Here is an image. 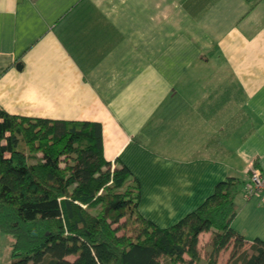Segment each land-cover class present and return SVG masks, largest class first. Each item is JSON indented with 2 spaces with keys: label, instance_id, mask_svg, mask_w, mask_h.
<instances>
[{
  "label": "crops",
  "instance_id": "1",
  "mask_svg": "<svg viewBox=\"0 0 264 264\" xmlns=\"http://www.w3.org/2000/svg\"><path fill=\"white\" fill-rule=\"evenodd\" d=\"M0 109L99 123L159 228L233 179L232 228L264 242V0H0Z\"/></svg>",
  "mask_w": 264,
  "mask_h": 264
},
{
  "label": "trees",
  "instance_id": "2",
  "mask_svg": "<svg viewBox=\"0 0 264 264\" xmlns=\"http://www.w3.org/2000/svg\"><path fill=\"white\" fill-rule=\"evenodd\" d=\"M252 170L246 196L255 194L247 192ZM232 184L219 183L195 211L159 228L139 212L138 179L105 158L99 123L0 109V233L11 239L9 264H219L226 252L224 264H264V242L245 247L232 228L240 210Z\"/></svg>",
  "mask_w": 264,
  "mask_h": 264
},
{
  "label": "built area",
  "instance_id": "3",
  "mask_svg": "<svg viewBox=\"0 0 264 264\" xmlns=\"http://www.w3.org/2000/svg\"><path fill=\"white\" fill-rule=\"evenodd\" d=\"M250 178V185L247 188V192L249 194H253L258 191L264 192V173L254 169L252 170Z\"/></svg>",
  "mask_w": 264,
  "mask_h": 264
},
{
  "label": "rangeland",
  "instance_id": "4",
  "mask_svg": "<svg viewBox=\"0 0 264 264\" xmlns=\"http://www.w3.org/2000/svg\"><path fill=\"white\" fill-rule=\"evenodd\" d=\"M11 256V239L0 233V264H8Z\"/></svg>",
  "mask_w": 264,
  "mask_h": 264
}]
</instances>
